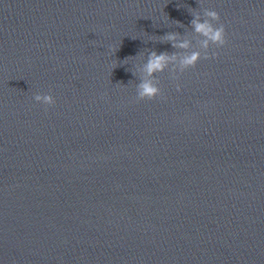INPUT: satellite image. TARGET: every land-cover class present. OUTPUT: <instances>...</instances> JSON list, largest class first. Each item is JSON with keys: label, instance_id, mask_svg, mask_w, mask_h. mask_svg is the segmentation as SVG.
<instances>
[{"label": "water", "instance_id": "1", "mask_svg": "<svg viewBox=\"0 0 264 264\" xmlns=\"http://www.w3.org/2000/svg\"><path fill=\"white\" fill-rule=\"evenodd\" d=\"M204 8L219 13L225 45L210 46V58L183 73L170 64L155 74L161 95L138 100L148 54H184L162 39L168 33L203 54L190 22ZM116 255L117 264H264V0L141 1L120 139Z\"/></svg>", "mask_w": 264, "mask_h": 264}, {"label": "clouds", "instance_id": "2", "mask_svg": "<svg viewBox=\"0 0 264 264\" xmlns=\"http://www.w3.org/2000/svg\"><path fill=\"white\" fill-rule=\"evenodd\" d=\"M192 20L190 22L192 30L202 39L200 46L204 50L203 54L199 50L187 51L191 47V41L188 39H178L177 33H168L162 39L170 42L175 49L184 50L183 55L176 52L171 54L167 52L157 53L152 51L143 65V71L148 79H141L137 85L138 100H153L161 95L158 83L155 82L156 73H162L170 64L178 62V68L181 73L188 69L195 68L197 63L203 59H209L208 49L210 46L222 47L226 43L225 27L220 23V15L217 11L204 8L201 16L197 11H191ZM179 25V22H176ZM182 26V25H181ZM215 55V53H213ZM175 70V69H174ZM177 91H180V85H176ZM34 100L45 106H52L55 100L51 94H36Z\"/></svg>", "mask_w": 264, "mask_h": 264}]
</instances>
